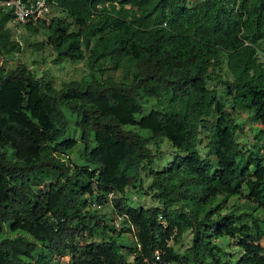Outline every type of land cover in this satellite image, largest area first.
I'll return each instance as SVG.
<instances>
[{"label": "trees", "instance_id": "16d2710c", "mask_svg": "<svg viewBox=\"0 0 264 264\" xmlns=\"http://www.w3.org/2000/svg\"><path fill=\"white\" fill-rule=\"evenodd\" d=\"M50 2L51 17L23 27L47 34L56 63L85 60L91 73L57 89L0 66V264H144L156 252L166 264H264V0ZM12 17L0 8L5 56L22 51ZM108 64L120 80L102 76ZM240 113L260 126L248 151ZM165 144L175 154L157 169ZM128 189L159 206L130 207ZM242 196L252 210L228 206ZM109 202L111 216L92 207Z\"/></svg>", "mask_w": 264, "mask_h": 264}, {"label": "rangeland", "instance_id": "374dc122", "mask_svg": "<svg viewBox=\"0 0 264 264\" xmlns=\"http://www.w3.org/2000/svg\"><path fill=\"white\" fill-rule=\"evenodd\" d=\"M14 31L15 39L20 43L22 46V51L16 55H1L0 54V66L5 67L7 70L15 69L17 65L23 64L28 68L34 75L37 77H44L46 76L48 79L52 80L54 85L57 89L62 88L63 84L66 82H70L73 80L80 81L86 77L90 76L91 70L86 67L87 62L79 61V62H72V61H64L62 63H56V53L52 50V48L44 44L47 41V34L45 32H41L37 35L29 33L25 27L19 28L17 31L11 27ZM108 70L104 73V77L112 76L116 80H120L124 75L123 69H114V65H107ZM224 74L226 75V68L224 70ZM211 87H214L220 91L223 95V88L222 84L219 81L212 82ZM148 112V111H147ZM238 116V122L243 123L244 129L240 131L237 135L238 141L243 147L244 150L248 151L252 148L253 145L257 144L255 139V133L260 128L258 124H254L251 122L249 118V114L247 113H240ZM142 115H139L138 118H141ZM77 139L79 140V136L77 134ZM261 146L264 147V140L259 142ZM79 148H75L74 152L70 155V161L73 163L78 161L79 158ZM203 150V156H206L205 149ZM162 152L164 156L157 160L155 167L157 169H162L166 166V161L172 159L174 157V150L168 144L162 145ZM264 154V149H263ZM145 184L144 189L146 190L149 185V180L144 176ZM246 193V188H245ZM144 192H141L140 189H128L126 194L124 195L127 197L128 205L133 208H151L159 206V202L152 197V195H145ZM232 205H240L242 209L245 210H252L255 206L248 203L247 200L242 197H235L229 200L228 206ZM108 216L109 214V207L104 209ZM104 213V211H103ZM134 234H125L122 235L120 242L125 244L127 247H131L135 245ZM219 243L229 252L237 253L239 257L240 248L236 246L235 240L225 239L223 241H219ZM192 244V235L191 233L186 234L180 244L176 246V249L179 252H184L188 247ZM264 245V243H263ZM124 252L127 254L128 249H124ZM128 256V255H127ZM128 261L133 262L134 257L128 256ZM71 260L70 255H66L62 258L58 259L59 264H69Z\"/></svg>", "mask_w": 264, "mask_h": 264}, {"label": "built area", "instance_id": "2783aa9c", "mask_svg": "<svg viewBox=\"0 0 264 264\" xmlns=\"http://www.w3.org/2000/svg\"><path fill=\"white\" fill-rule=\"evenodd\" d=\"M53 5L50 0H0V8L4 11L12 13L13 17L10 22V27L16 31L23 27L29 21L47 20L53 15ZM113 194L108 195V199H112ZM111 201V200H110ZM111 202L106 206L93 204L92 207L97 210H102L104 207H109ZM122 218L117 220L118 231L122 229ZM144 264H166L163 261V254L156 252L151 261H146Z\"/></svg>", "mask_w": 264, "mask_h": 264}]
</instances>
